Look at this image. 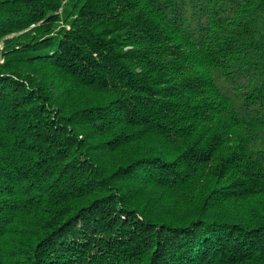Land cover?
Here are the masks:
<instances>
[{"label":"trees","instance_id":"1","mask_svg":"<svg viewBox=\"0 0 264 264\" xmlns=\"http://www.w3.org/2000/svg\"><path fill=\"white\" fill-rule=\"evenodd\" d=\"M0 264H264V0H0Z\"/></svg>","mask_w":264,"mask_h":264},{"label":"rangeland","instance_id":"2","mask_svg":"<svg viewBox=\"0 0 264 264\" xmlns=\"http://www.w3.org/2000/svg\"><path fill=\"white\" fill-rule=\"evenodd\" d=\"M0 47H1V45H0Z\"/></svg>","mask_w":264,"mask_h":264},{"label":"built area","instance_id":"3","mask_svg":"<svg viewBox=\"0 0 264 264\" xmlns=\"http://www.w3.org/2000/svg\"><path fill=\"white\" fill-rule=\"evenodd\" d=\"M1 48V47H0Z\"/></svg>","mask_w":264,"mask_h":264}]
</instances>
